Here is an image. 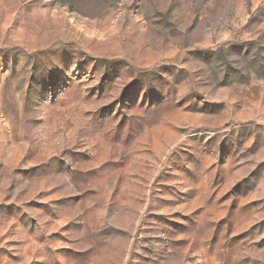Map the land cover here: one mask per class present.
I'll return each instance as SVG.
<instances>
[{
    "label": "rangeland",
    "instance_id": "rangeland-1",
    "mask_svg": "<svg viewBox=\"0 0 264 264\" xmlns=\"http://www.w3.org/2000/svg\"><path fill=\"white\" fill-rule=\"evenodd\" d=\"M0 264H264V0H0Z\"/></svg>",
    "mask_w": 264,
    "mask_h": 264
}]
</instances>
